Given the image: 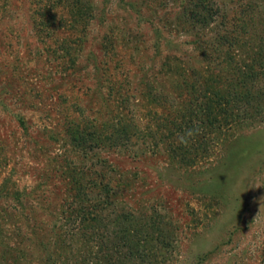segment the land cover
I'll return each mask as SVG.
<instances>
[{"label":"rangeland","instance_id":"obj_1","mask_svg":"<svg viewBox=\"0 0 264 264\" xmlns=\"http://www.w3.org/2000/svg\"><path fill=\"white\" fill-rule=\"evenodd\" d=\"M50 1L0 0V264L112 252L118 228L84 230L73 214L78 181L88 185L101 163L112 188L98 214L125 210L140 226L130 236L146 257L127 264H264V0L214 1L235 44L209 59L178 23L179 2L83 0L88 20L70 30L68 9L47 21ZM218 23L202 30L205 49L217 46ZM237 65L258 103L244 121L217 124L203 147L193 141L184 161L169 128L186 83L199 90L204 76L225 90ZM125 122L134 145L78 143Z\"/></svg>","mask_w":264,"mask_h":264},{"label":"trees","instance_id":"obj_2","mask_svg":"<svg viewBox=\"0 0 264 264\" xmlns=\"http://www.w3.org/2000/svg\"><path fill=\"white\" fill-rule=\"evenodd\" d=\"M160 2L161 4L168 5L170 3L175 4L179 2L180 12L178 15V23H180L181 28L187 30L188 28H193L195 31H191L195 42H192L194 49L200 56L207 57L208 59L211 55L220 54L221 47H225L227 42L232 44L234 41V36L231 30H228L229 25L225 22V17L220 16L219 8L215 4V0H153ZM49 10L44 12L47 14V21L55 19L53 15V9L61 8L68 9L70 13L69 27L70 30H74L80 27L82 24L88 20V11L91 7L83 0H51L48 4ZM133 9V6H131ZM52 12V13H51ZM55 12V11H54ZM45 13H43L45 15ZM221 21V27L225 30L218 29L215 36V44L211 50L204 48V37L201 36L202 30L208 28L211 24L216 23L218 20ZM61 22V20H59ZM224 23V24H223ZM218 25V26H219ZM232 43V44H231ZM206 47V46H205ZM208 51L209 52L208 54ZM180 66V65H179ZM181 67V66H180ZM179 67V68H180ZM237 70L235 74L237 77H233L229 82L228 88L222 90L220 88L211 87L208 85L207 80L204 81V76H202V87L199 90L195 85H191L187 82L185 85L186 94L184 95L185 109L179 111L176 115L171 118L169 134L177 139L178 145L174 147L175 153L178 154L184 161L187 159L186 156L190 151L197 150V146L194 142H197L200 147L204 146V140L211 134L215 133V128L217 124L225 123L228 119H245L250 117V102L254 101V104L258 103L260 93L256 90H250V70L245 72L241 65H237ZM244 68V67H243ZM194 76V75H192ZM187 78V77H185ZM199 80V78H197ZM226 82V81H225ZM258 108L257 106H255ZM255 108V109H256ZM184 110V112H183ZM241 117V118H240ZM220 118V119H219ZM221 121V122H220ZM91 129L95 130L94 126ZM110 133L102 138V132L93 133H79L78 143L83 149L101 147V142L105 141L106 144H111L112 146H126L134 145L137 143L139 138L135 133V124H127L126 122L121 124H112L110 127ZM220 130V128L218 129ZM170 136V135H169ZM194 141V142H193ZM175 143V142H174ZM195 150V151H196ZM108 166L101 163V168L99 172H93V179L88 185L80 183L78 181V189L75 190L74 201L72 202L74 206V213L78 220V225L84 230L88 228L90 222H96L97 225H103L104 221H108L105 224V228L109 229L111 225L118 228L116 231L115 240L110 238L109 243L112 246V252L100 251L96 253L81 251L78 252L77 263L74 264H127L134 262L136 259H140L146 252L145 250H139L135 244H133V239L130 235L137 236L139 233V227L137 225L136 217L125 210H122L115 215H112L113 219L109 220L107 218H102L98 214L101 205V200L110 196L112 184L111 179H109L110 173L112 171L108 170ZM89 189V190H87ZM90 193H95V199L98 202L93 203V200L89 199ZM100 247H104L107 244L103 236L100 239ZM121 246L122 252L117 250ZM115 246V247H113ZM127 248L126 253L123 249ZM124 253V254H123ZM128 253V255H127ZM146 254L144 255L145 258ZM64 261V262H63ZM61 264H72V261L61 260Z\"/></svg>","mask_w":264,"mask_h":264}]
</instances>
